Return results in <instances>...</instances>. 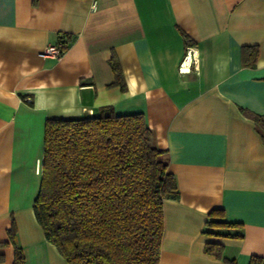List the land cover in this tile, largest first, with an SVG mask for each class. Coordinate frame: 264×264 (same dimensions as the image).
<instances>
[{
	"label": "crops",
	"instance_id": "obj_1",
	"mask_svg": "<svg viewBox=\"0 0 264 264\" xmlns=\"http://www.w3.org/2000/svg\"><path fill=\"white\" fill-rule=\"evenodd\" d=\"M49 45L59 59L41 57ZM102 108L142 114L166 152L179 198L163 202L159 264L264 257V137L244 114L264 116V0H0V264L14 262L10 231L25 264H68L33 210L45 123Z\"/></svg>",
	"mask_w": 264,
	"mask_h": 264
},
{
	"label": "trees",
	"instance_id": "obj_2",
	"mask_svg": "<svg viewBox=\"0 0 264 264\" xmlns=\"http://www.w3.org/2000/svg\"><path fill=\"white\" fill-rule=\"evenodd\" d=\"M256 57L255 47L242 50L244 66ZM110 66L113 85L123 88L119 65L111 59ZM244 114L264 137V116ZM178 198L166 152L155 146L142 114L117 116L102 108L90 118L46 121L33 210L45 239L68 264H159L163 202ZM219 226L240 225L207 224ZM8 235L13 264H25L14 233ZM206 252L219 257L222 246L208 244ZM249 264H264V257Z\"/></svg>",
	"mask_w": 264,
	"mask_h": 264
},
{
	"label": "built area",
	"instance_id": "obj_3",
	"mask_svg": "<svg viewBox=\"0 0 264 264\" xmlns=\"http://www.w3.org/2000/svg\"><path fill=\"white\" fill-rule=\"evenodd\" d=\"M62 54H63V49L61 47L56 45H49L42 51L41 57L59 59L62 56ZM193 60L194 59L191 57V53L188 51L179 65V73L181 74L190 73ZM40 172H41V165L38 163L36 167V173L38 174Z\"/></svg>",
	"mask_w": 264,
	"mask_h": 264
}]
</instances>
